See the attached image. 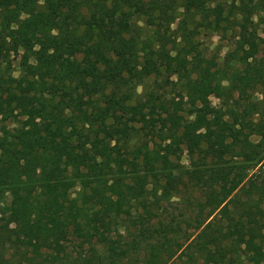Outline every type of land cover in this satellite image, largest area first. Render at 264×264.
<instances>
[{
  "label": "trees",
  "instance_id": "obj_1",
  "mask_svg": "<svg viewBox=\"0 0 264 264\" xmlns=\"http://www.w3.org/2000/svg\"><path fill=\"white\" fill-rule=\"evenodd\" d=\"M0 264H264V0H0Z\"/></svg>",
  "mask_w": 264,
  "mask_h": 264
},
{
  "label": "rangeland",
  "instance_id": "obj_2",
  "mask_svg": "<svg viewBox=\"0 0 264 264\" xmlns=\"http://www.w3.org/2000/svg\"><path fill=\"white\" fill-rule=\"evenodd\" d=\"M233 35V33H228L227 35L217 34L215 32L211 31H204L200 34L199 38L201 41H203L204 45L207 48V51L209 54L217 55L218 58H222L224 55V52L229 48L230 46V37ZM257 57H261L260 54L256 55ZM13 73L17 75L19 73L18 68V59H15L13 62ZM152 82V79H148L147 82H145L143 85H140L137 89L138 92L144 91L145 88L150 87ZM258 96V95H257ZM211 100L213 104L217 103V99L214 97H211ZM182 162L186 163V156L184 155L182 157ZM256 169V168H255ZM254 171V170H253ZM251 171V172H253Z\"/></svg>",
  "mask_w": 264,
  "mask_h": 264
}]
</instances>
